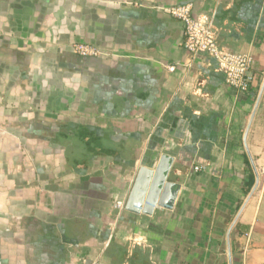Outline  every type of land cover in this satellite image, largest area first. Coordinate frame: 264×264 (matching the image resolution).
<instances>
[{"label": "crops", "instance_id": "obj_1", "mask_svg": "<svg viewBox=\"0 0 264 264\" xmlns=\"http://www.w3.org/2000/svg\"><path fill=\"white\" fill-rule=\"evenodd\" d=\"M181 3L254 56L247 92L186 50ZM260 79L264 0H0V264H264ZM164 155L173 205L127 210Z\"/></svg>", "mask_w": 264, "mask_h": 264}, {"label": "built area", "instance_id": "obj_2", "mask_svg": "<svg viewBox=\"0 0 264 264\" xmlns=\"http://www.w3.org/2000/svg\"><path fill=\"white\" fill-rule=\"evenodd\" d=\"M167 11L182 22L184 46L192 56L206 54L215 59L217 69L225 75L227 83L236 90L247 92L252 87L255 78L253 75L254 56L251 53L233 52L219 45L214 14H196L193 3H181ZM74 50L83 57H98L106 54L100 48L88 43L75 44ZM169 68L174 69V67ZM200 169L201 167L196 168V170ZM153 207L157 208L156 205ZM164 207L170 208V206ZM139 209L142 211V207ZM91 264L106 263L94 260Z\"/></svg>", "mask_w": 264, "mask_h": 264}, {"label": "water", "instance_id": "obj_3", "mask_svg": "<svg viewBox=\"0 0 264 264\" xmlns=\"http://www.w3.org/2000/svg\"><path fill=\"white\" fill-rule=\"evenodd\" d=\"M263 91H264V82L256 102L252 119L249 123V126L245 134V144L247 150H248V146L246 142L247 135L254 114L261 100ZM248 154L253 169L255 171L256 181L247 200L250 199V197L257 189L260 180L259 172L254 164L253 158L250 155L249 150H248ZM171 169H172V159L167 155L161 157L158 165L155 168L141 167L135 179L128 200L126 202V206H125L126 209L138 214L144 213L147 215H152L155 211L153 207L154 205H156L157 208H162L164 206H172L178 191L175 189V184L170 180ZM141 207H142V211L139 209Z\"/></svg>", "mask_w": 264, "mask_h": 264}, {"label": "trees", "instance_id": "obj_4", "mask_svg": "<svg viewBox=\"0 0 264 264\" xmlns=\"http://www.w3.org/2000/svg\"><path fill=\"white\" fill-rule=\"evenodd\" d=\"M245 161H246V164H247V171H248V175H247V178H246V181H245V187H246V194H248L251 189L253 188L254 184H255V181H256V177H255V172L253 171V169L251 168V165H250V161L248 159L247 156H245Z\"/></svg>", "mask_w": 264, "mask_h": 264}, {"label": "rangeland", "instance_id": "obj_5", "mask_svg": "<svg viewBox=\"0 0 264 264\" xmlns=\"http://www.w3.org/2000/svg\"><path fill=\"white\" fill-rule=\"evenodd\" d=\"M263 80H264V79H260V82H259L258 88H259V87L261 88V85H262Z\"/></svg>", "mask_w": 264, "mask_h": 264}]
</instances>
